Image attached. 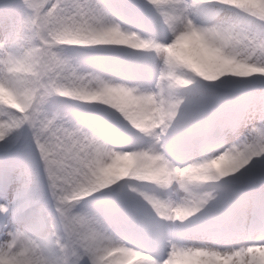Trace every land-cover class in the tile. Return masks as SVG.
<instances>
[{"label":"snow or ice","instance_id":"obj_1","mask_svg":"<svg viewBox=\"0 0 264 264\" xmlns=\"http://www.w3.org/2000/svg\"><path fill=\"white\" fill-rule=\"evenodd\" d=\"M0 264H264V0H0Z\"/></svg>","mask_w":264,"mask_h":264}]
</instances>
